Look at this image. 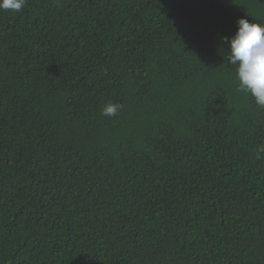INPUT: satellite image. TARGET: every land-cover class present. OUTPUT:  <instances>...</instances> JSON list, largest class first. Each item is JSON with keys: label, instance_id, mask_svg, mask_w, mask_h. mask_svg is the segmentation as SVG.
I'll return each instance as SVG.
<instances>
[{"label": "trees", "instance_id": "1", "mask_svg": "<svg viewBox=\"0 0 264 264\" xmlns=\"http://www.w3.org/2000/svg\"><path fill=\"white\" fill-rule=\"evenodd\" d=\"M241 17L264 0L0 10V264H264V109L223 39Z\"/></svg>", "mask_w": 264, "mask_h": 264}, {"label": "clouds", "instance_id": "2", "mask_svg": "<svg viewBox=\"0 0 264 264\" xmlns=\"http://www.w3.org/2000/svg\"><path fill=\"white\" fill-rule=\"evenodd\" d=\"M26 0H0V10L20 12ZM238 29L229 40L227 61L237 66L239 81L237 91L250 93L260 109H264V22L246 17L238 19ZM122 108L118 103H107L102 109V115L115 116ZM264 153V146L259 149Z\"/></svg>", "mask_w": 264, "mask_h": 264}]
</instances>
